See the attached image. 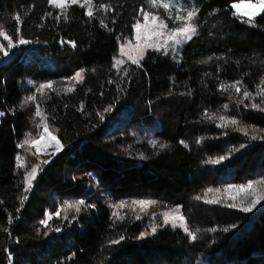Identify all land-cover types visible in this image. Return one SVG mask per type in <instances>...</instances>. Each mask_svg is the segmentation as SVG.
<instances>
[{"label": "trees", "instance_id": "obj_1", "mask_svg": "<svg viewBox=\"0 0 264 264\" xmlns=\"http://www.w3.org/2000/svg\"><path fill=\"white\" fill-rule=\"evenodd\" d=\"M196 1L199 34L179 55L150 51L142 67L127 63L118 75L119 43L133 36L146 0H93L92 18L73 5L67 20L48 0H0V28L11 34L20 14L19 34L31 41L0 65V264H264V200L242 212L252 196L226 191L264 179V112L251 108L261 97L241 103L242 95L221 90L236 81L254 95L264 87V13L253 27L231 7L244 0ZM81 70L82 82L73 80ZM43 83L53 89L20 107ZM37 104L63 148L48 165L51 156L18 147L39 133ZM221 115L240 123L221 128ZM17 155L40 162L28 193ZM209 188L216 191L205 196ZM80 200L79 213L64 210ZM137 200L179 208L197 239L154 219L157 209L133 207ZM120 203L128 206L117 219Z\"/></svg>", "mask_w": 264, "mask_h": 264}, {"label": "snow or ice", "instance_id": "obj_2", "mask_svg": "<svg viewBox=\"0 0 264 264\" xmlns=\"http://www.w3.org/2000/svg\"><path fill=\"white\" fill-rule=\"evenodd\" d=\"M48 3L53 7L61 10L60 16H62L65 20L68 19V9L73 5H78L81 8H87L86 15L89 18L93 17V9L96 7L94 5L93 0H48ZM146 4L148 6V10H145V8H140L139 13L142 16L143 23L140 19H137L136 22L132 25V28L134 29L135 33V41L136 43L133 45L131 40H127L124 43H121L119 46V55L118 57H114V64L113 67L116 68L117 74H120V66L124 65L127 62H130L133 65H136L138 68L142 67L140 61L144 59V56L146 52L151 49L154 52H160L165 56H168L170 51L173 54V58L178 54L177 50L181 49L184 44L191 41L194 37H196L198 33V26L195 23L199 9L193 5L191 8H186L183 4L180 3V0H146ZM100 8H104L105 10H108V7L106 5H99ZM233 9H235L234 15L245 18L243 20L246 24H251L253 27H256L255 20L257 16H260L262 13H264V0H244L243 3L240 4H232L231 6ZM158 10L163 9L164 15L158 14V12H154L152 10ZM51 14V13H49ZM60 16L57 17V19H60ZM14 20L17 22V25L14 27V30L11 34H9L8 31L3 30L0 28V37L3 38L4 41L7 42L5 45L4 43L0 42V52L4 54V56H7L10 49H13L19 45H25L30 43L31 41L25 39L23 35L19 34V23L21 22V16L20 14H16L14 16ZM169 21L172 23L179 22L177 27L170 28L169 27ZM105 27H107L105 25ZM17 36V39L14 40L13 36ZM63 43V42H62ZM71 46L73 48L76 47L75 42H70ZM126 57V59H124ZM211 60V57L209 58ZM207 60H202L200 63H207ZM84 72L81 70L80 72H77L72 79L77 82H82L83 80ZM124 76L128 75L127 69L124 70L123 73ZM242 82L236 81L233 84L230 85H222L221 90L222 91H228L229 89L234 90V92L237 95H242V100H255L257 96L261 97V103H252L251 108L255 109L260 112H264V107L261 106V104H264V87L258 88L255 95L252 92H249L247 89H244L242 91L241 87ZM261 84L264 85V81H261ZM44 89H53L52 84H45L42 85L40 88V91L42 92ZM68 91H73V89H68ZM36 100L35 96H29L26 97L23 104L20 105V107H24L26 104L33 102ZM83 110V106H81V111ZM5 113L3 111H0V117H3ZM35 115L37 117L41 118V121L43 122L42 125H38V127L42 126L43 132L38 137H33L31 133H28L26 138L23 140L22 143L18 145L19 148L24 149L26 146L30 150L32 148H35L36 151L32 153V155H39L42 152L47 151V147L51 146V142L55 141V147L58 151L62 145L60 144L59 140L50 132L49 130V124L47 122V116L44 115L41 111L40 106L37 104L35 108ZM205 117L209 119H217L215 116H209L207 112L204 113ZM101 119H103V116H101ZM218 119L221 121V123L218 125L221 128H226L228 126H238L239 121L235 118H228L226 116H219ZM245 134L247 132L245 131ZM255 139V137H253ZM44 140H48L49 143L47 145H41V142ZM183 143V142H181ZM153 147H156V142H153ZM161 147H165V145H161ZM144 156H141V159H144ZM227 157H220L217 160L209 161V163H219L221 160L226 159ZM17 161V167L22 168L24 167V161L23 157L20 155L16 156ZM43 163H47V161H44ZM40 170V164H34L31 167L30 171H27L24 180L22 183L25 184V187L23 189L24 193L30 192V190L33 187V181L36 179L38 171ZM258 186H264V179L257 180L255 182H250L246 185H241L239 187H230L226 191L228 192H235L237 194L239 193H245L252 196L251 203L247 206L241 207L240 211L242 212H251L253 208L256 207L257 204H259L262 200H264V193H260L257 189ZM213 191H216L212 188L207 189L205 196H207V193H212ZM230 199H234L235 197L230 196ZM28 196L23 195L20 201L21 207L23 206L24 202L27 201ZM197 201L201 200V196L194 197ZM155 201L150 200H137L132 201L133 207H139L142 211L153 205ZM204 203L206 204H218L220 203V200L218 199H204ZM85 206V201L80 200L78 203L75 204H67L65 206V211L68 209L74 210L76 213H79L81 211V208ZM128 205L126 203H120L119 205H115L114 207L117 209L116 212H113V216H115L117 219H122L119 213V209H123L127 207ZM87 207H94V205H87ZM227 207H237L236 204H230L227 205ZM57 217L61 216V212L57 211L55 213ZM52 218V214H48V218L41 220L40 223L44 225L45 227L48 226V220ZM64 219H67L68 217L65 215L63 217ZM139 219V216L136 217ZM163 224L165 226L171 224L173 228H182L184 232H186L192 241H195L197 239V236L189 230L185 217L180 213L179 208H176L170 212H166L163 214ZM54 231L59 232L60 229L56 228ZM157 231V227L153 226L151 229V234H155ZM214 231V230H213ZM225 231H228V229H225ZM150 233L144 232L141 234L139 239H143L147 237ZM124 237H120L119 239L112 240L111 244H119L121 240H123ZM9 264H11V257H9Z\"/></svg>", "mask_w": 264, "mask_h": 264}, {"label": "rangeland", "instance_id": "obj_3", "mask_svg": "<svg viewBox=\"0 0 264 264\" xmlns=\"http://www.w3.org/2000/svg\"><path fill=\"white\" fill-rule=\"evenodd\" d=\"M243 2H244V1L237 2V3H234V4H240V3H243ZM253 2H255V0H253ZM180 3L183 4L186 8H191L193 5H195V6L199 9L198 17H197V19H196V21H195V23H196L197 26H198V20H199V18H201V17H200L201 9L199 8V6H198V4H197V1H196V0H180ZM51 7H52V6H51ZM52 8H53V7H52ZM54 9H57V8H54ZM86 9H87V8H86ZM233 10H234V12H235V9H233ZM93 11H94V9H93ZM257 17H258V16H257ZM245 19H246V17H245ZM141 22L143 23V20H142ZM177 23H179V22H177ZM198 27H199V26H198ZM134 36H135V33H133V36H132L130 39H127V40H131L132 43H133V45L136 43ZM127 40L120 41L119 46H120L121 43H124V42H126ZM0 42L4 43L5 45L7 44V42L4 41L2 37H0ZM184 45H185V44H184ZM184 45H183V47H184ZM183 47H182V48H183ZM182 48H181V49H182ZM13 49H14V48H13ZM181 49H178V50H177V53H178L177 55L180 54ZM11 50H12V49L9 50V53H8L7 56H4V54H3L2 52H0V65L3 64L4 62H7L8 60H10V59L12 58ZM150 51H152V50L149 49V50L146 52L144 58L146 57L147 53L150 52ZM169 54L173 55L171 51H170ZM118 55H119V52H118ZM177 55H176V56H177ZM176 56H175V57H176ZM117 57H118V56H117ZM124 59H126V57H125ZM141 61H142V60H141ZM141 61H140V62H141ZM25 62L27 63V60H25ZM127 63H130V62H127ZM127 63H125L124 65L120 66V69H122ZM114 68H115V67H114ZM115 69H116V68H115ZM45 84H52V83H43V85H45ZM33 85H35V83L30 84V86H33ZM41 86H42V85H41ZM41 86H40V88H41ZM38 89H39V88L36 89V91H35V93H34V96H38V95H39L38 93H41V94L44 95L45 89H44L42 92L39 91ZM37 90H38V91H37ZM35 118H36V120L38 121V125H42L43 122L41 121V118H40V117H37V116H35ZM49 130H50V132L54 135V133H53V131L51 130L50 126H49ZM42 132H43V128H42V126H40V127H39V133H38L37 137H38L39 135H41ZM54 136H55V135H54ZM55 137H56V136H55ZM57 140H58V139H57ZM62 150H63V148L61 147L58 151L56 150V151H54V152H52V153H48V154H47V153H40L39 155H33V156H35V157H40V156H51L50 159H52L54 156L58 155ZM25 151H29V152H30V155H31L33 152L36 151V149H35V148H32V149L29 150V149L27 148V146H26V147H25ZM50 159L47 161L46 165L48 164V162L50 161ZM27 160H28L27 157H23V161H24V165H25V166L22 167V168L25 169V171H30V170H31V167H32L34 164H40V162H38V161H35V162H33L32 164H29V163L27 162ZM27 169H28V170H27ZM40 170H41V168H40ZM40 170L38 171L37 177H38V175H39ZM37 177H36V178H37ZM35 180H36V179H35ZM35 180L33 181V184H34ZM234 193H235V192H234ZM235 196H236L237 198H239L240 200H243V201L245 200V194H244V193H239V194L235 193ZM251 200H252V197L249 198V201H251ZM149 209H152L153 211H156V209H157L159 212H158L156 215H154V219H157V217H158V218L162 221V223H163V214L166 213V212H170V211H172V210H174V209H176V208L163 209V208H161L158 204L154 203L153 205H151L150 207H148V208L145 209L144 211H147V210H149ZM179 210H180V209H179ZM180 213L182 214V211H181V210H180ZM182 215H183V214H182ZM163 225H164V224H163ZM164 226H165V225H164ZM167 226L172 227L171 224H169V225H167ZM172 228H173V227H172ZM177 228H179V227H177ZM181 229H182V228H181ZM182 230H183V229H182ZM183 231H184V230H183ZM185 233H186V232H185Z\"/></svg>", "mask_w": 264, "mask_h": 264}, {"label": "bare ground", "instance_id": "obj_4", "mask_svg": "<svg viewBox=\"0 0 264 264\" xmlns=\"http://www.w3.org/2000/svg\"><path fill=\"white\" fill-rule=\"evenodd\" d=\"M49 143V141L48 140H44V141H42L41 142V145L43 146V145H47ZM54 151H56V147H55V141H52L51 142V146H49V147H47V151H45V152H42V153H52V152H54Z\"/></svg>", "mask_w": 264, "mask_h": 264}, {"label": "water", "instance_id": "obj_5", "mask_svg": "<svg viewBox=\"0 0 264 264\" xmlns=\"http://www.w3.org/2000/svg\"><path fill=\"white\" fill-rule=\"evenodd\" d=\"M58 155L54 156L52 159H50V161L48 162V164H50ZM47 164V165H48Z\"/></svg>", "mask_w": 264, "mask_h": 264}]
</instances>
